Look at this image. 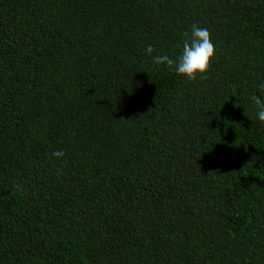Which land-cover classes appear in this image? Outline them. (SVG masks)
<instances>
[{
  "label": "trees",
  "instance_id": "trees-1",
  "mask_svg": "<svg viewBox=\"0 0 264 264\" xmlns=\"http://www.w3.org/2000/svg\"><path fill=\"white\" fill-rule=\"evenodd\" d=\"M261 82L264 0H0V264H264Z\"/></svg>",
  "mask_w": 264,
  "mask_h": 264
},
{
  "label": "clouds",
  "instance_id": "clouds-1",
  "mask_svg": "<svg viewBox=\"0 0 264 264\" xmlns=\"http://www.w3.org/2000/svg\"><path fill=\"white\" fill-rule=\"evenodd\" d=\"M182 42V52L179 56L173 58L167 54H158L153 56L154 47L148 45L145 49L147 55L152 57V60L157 65H166L172 69L177 75L185 77L187 80L207 79V72L210 68L211 60L215 55V45L212 42L210 31L206 27H201L198 24L191 26V31L185 32ZM260 90L264 91V82L259 84ZM254 105L257 108L258 120L264 122V100L259 96L251 97ZM65 155L63 150H57L52 153V156L61 158ZM62 169L57 170L59 174ZM13 189L23 192V187L18 184H13Z\"/></svg>",
  "mask_w": 264,
  "mask_h": 264
}]
</instances>
